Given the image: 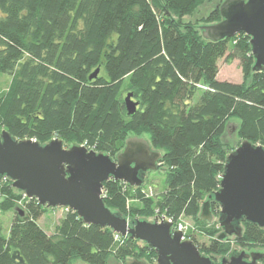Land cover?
I'll use <instances>...</instances> for the list:
<instances>
[{
	"label": "trees",
	"instance_id": "trees-1",
	"mask_svg": "<svg viewBox=\"0 0 264 264\" xmlns=\"http://www.w3.org/2000/svg\"><path fill=\"white\" fill-rule=\"evenodd\" d=\"M206 1L218 5L200 23L219 22L223 0H0V74L10 77L0 88V130L41 145L58 138L112 159L126 138L146 135L163 155L164 191L151 199L141 187L109 180L104 205L130 221L191 218L208 242L189 239L213 259L233 248L264 250V229L255 224L243 221L241 237L219 240L217 221L199 219L233 150L221 140L228 121H238L239 143L264 147V72L252 71L246 35L211 42L184 21ZM223 57L241 60L240 84L217 79ZM128 93L137 103L132 115ZM48 210L0 180V211L13 213L7 236L0 235V264H16L13 254L24 264L155 263L144 242L126 237L120 244L109 228L85 225L71 210L47 235L37 221ZM210 210L218 217L216 202Z\"/></svg>",
	"mask_w": 264,
	"mask_h": 264
},
{
	"label": "water",
	"instance_id": "water-1",
	"mask_svg": "<svg viewBox=\"0 0 264 264\" xmlns=\"http://www.w3.org/2000/svg\"><path fill=\"white\" fill-rule=\"evenodd\" d=\"M218 12L219 22L199 26L203 38L217 42L237 34L246 35L254 59L252 71L264 72V0H223ZM96 75L97 70L90 79ZM124 105L128 115L135 113L137 103L131 93L126 94ZM162 157L143 137L126 138L123 149L112 159L82 145L66 148L58 138L41 145L0 130V180L11 181L12 188L27 199H35L46 208H66L85 225L109 228L122 237L144 242L154 249L155 264H215L191 240H184L181 231L173 230L170 221H158L156 217L153 222L129 221L104 205L105 182L115 180L140 188L146 174L158 169ZM211 201L219 206V240L241 237L243 221L264 229V147L244 140L227 154L219 188L201 206V221H211ZM233 250L217 264H264V253L258 250ZM12 258L16 264H24L17 255ZM125 264L147 263L130 259Z\"/></svg>",
	"mask_w": 264,
	"mask_h": 264
},
{
	"label": "rangeland",
	"instance_id": "rangeland-1",
	"mask_svg": "<svg viewBox=\"0 0 264 264\" xmlns=\"http://www.w3.org/2000/svg\"><path fill=\"white\" fill-rule=\"evenodd\" d=\"M217 5H218L217 1H206L202 5H200L193 12V14L191 16H187L184 19V21L196 24L198 27L202 26L203 24L200 23V21L203 18H205L211 12V10H213ZM207 25H210V24H207ZM240 66H241V60L240 59L235 57L234 60L230 64H228V63H226L225 58L223 57L222 59H220L218 61V78L217 79L219 81H227V82H231V83H235V84H240L243 81V76L241 73V67ZM9 81H10V77L8 75L0 74V88H1V90H5L7 88ZM237 124H238V121H236V120L228 121V123L226 125L225 132L221 138L222 142L227 147H229L230 149L233 148V150L238 146V144H240L239 140L237 138ZM129 137H131V136H129ZM141 137L148 139V137L146 135H142ZM63 145H64V147L68 148L72 144L71 145L63 144ZM86 148L88 150H90V148H88V147H86ZM160 165H162V164L161 163L159 164V167L156 171H150L145 176L144 183L141 186V190L145 194L146 198L155 199L165 189V172L160 170V169L165 170V166H160ZM130 205L131 204H129V206ZM67 210L68 209H66V208H56L54 210H48L45 212V214H43L39 218L37 223L40 226V228L47 235H52L55 233L56 226L59 224L61 219L67 213ZM155 217L156 218H158V217L164 218V216H159L158 214H154L153 216H150L147 218H138V219L139 220H145L148 222H153L155 220ZM12 218H13V213L11 211H7V212L0 211V235H2L4 237L7 236ZM165 218L167 219V217H165ZM217 218L218 217L211 216V221L209 222V224L216 222ZM174 224H175V226H173V230H177V227H180L183 230L182 232H183V239L184 240H190L189 237L191 235H194L195 240L199 244L208 242L207 236L199 234L200 233V232H198L199 230L196 233L195 228H197V226L194 224V222L191 218L183 216V217L179 218ZM116 247H114V249H116ZM233 249H235V248H233ZM257 250L264 253V250H261V249H250V250L244 249L242 251H245L248 253L250 251L255 252ZM240 251H241V249L236 248V252H240ZM216 258H217V261H219L221 257H216ZM126 260H130V259H126ZM73 264H82V263L78 260H75V261H73ZM108 264H125V262L124 263L116 262L112 258H110ZM258 264H262V263H258Z\"/></svg>",
	"mask_w": 264,
	"mask_h": 264
},
{
	"label": "built area",
	"instance_id": "built-area-1",
	"mask_svg": "<svg viewBox=\"0 0 264 264\" xmlns=\"http://www.w3.org/2000/svg\"><path fill=\"white\" fill-rule=\"evenodd\" d=\"M91 150V149H90ZM144 194V193H143ZM145 195V194H144ZM129 204H130V201H127L126 202V207L128 208L129 207ZM161 218V217H160ZM159 217H158V221H160L161 219H163V220H167V221H170L171 223H172V225L173 226H175V224L170 220V219H166L165 217L164 218H161L160 219ZM177 230L178 231H183L180 227H177ZM183 233V232H182ZM123 238H126V237H122V236H120V235H118V234H115V240L117 241V242H119L120 244L123 242Z\"/></svg>",
	"mask_w": 264,
	"mask_h": 264
},
{
	"label": "flooded vegetation",
	"instance_id": "flooded-vegetation-1",
	"mask_svg": "<svg viewBox=\"0 0 264 264\" xmlns=\"http://www.w3.org/2000/svg\"><path fill=\"white\" fill-rule=\"evenodd\" d=\"M222 257H228V256H222ZM222 257H221V258H222ZM221 258H220V260H221ZM212 260H213V262H214L215 264H217V263H219V262H220V260H219V261H217V258H216V257H215V258H213Z\"/></svg>",
	"mask_w": 264,
	"mask_h": 264
},
{
	"label": "crops",
	"instance_id": "crops-1",
	"mask_svg": "<svg viewBox=\"0 0 264 264\" xmlns=\"http://www.w3.org/2000/svg\"><path fill=\"white\" fill-rule=\"evenodd\" d=\"M217 78H218V75H217Z\"/></svg>",
	"mask_w": 264,
	"mask_h": 264
}]
</instances>
